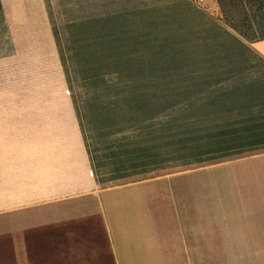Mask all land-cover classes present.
Here are the masks:
<instances>
[{
  "label": "crops",
  "instance_id": "1",
  "mask_svg": "<svg viewBox=\"0 0 264 264\" xmlns=\"http://www.w3.org/2000/svg\"><path fill=\"white\" fill-rule=\"evenodd\" d=\"M54 26L45 0H0V264H264V151L104 184ZM221 125L199 144L240 139ZM177 140L138 160H176Z\"/></svg>",
  "mask_w": 264,
  "mask_h": 264
},
{
  "label": "rangeland",
  "instance_id": "2",
  "mask_svg": "<svg viewBox=\"0 0 264 264\" xmlns=\"http://www.w3.org/2000/svg\"><path fill=\"white\" fill-rule=\"evenodd\" d=\"M45 2L68 93L88 147L101 157L95 164L104 184L264 151V60L249 45L264 28L257 1ZM219 124L242 127L240 139L199 144L196 135ZM168 135L180 141L171 148L176 160H138L148 142L158 147ZM115 155L128 160L110 162Z\"/></svg>",
  "mask_w": 264,
  "mask_h": 264
},
{
  "label": "trees",
  "instance_id": "3",
  "mask_svg": "<svg viewBox=\"0 0 264 264\" xmlns=\"http://www.w3.org/2000/svg\"><path fill=\"white\" fill-rule=\"evenodd\" d=\"M254 1H257L259 3L260 9L261 8H262V10L264 9V0H254ZM260 34L262 35V37L258 38V39H264V28L262 29ZM258 39H256V40H258ZM241 44H243V43H241Z\"/></svg>",
  "mask_w": 264,
  "mask_h": 264
}]
</instances>
